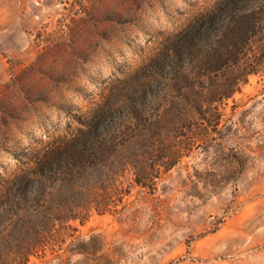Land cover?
Segmentation results:
<instances>
[{"label":"rangeland","instance_id":"374dc122","mask_svg":"<svg viewBox=\"0 0 264 264\" xmlns=\"http://www.w3.org/2000/svg\"><path fill=\"white\" fill-rule=\"evenodd\" d=\"M218 1L0 0V191L102 107L122 113L130 82L161 94L148 107L174 145L154 189L124 176L121 210L0 211V264H264V70L211 103L215 124L193 110L190 61L189 116L170 123L182 65L165 47Z\"/></svg>","mask_w":264,"mask_h":264},{"label":"trees","instance_id":"16d2710c","mask_svg":"<svg viewBox=\"0 0 264 264\" xmlns=\"http://www.w3.org/2000/svg\"><path fill=\"white\" fill-rule=\"evenodd\" d=\"M165 48L167 59L179 58L182 65L171 125L182 124L189 116L192 82L184 81L189 80L186 65L191 62L193 110L216 124L218 116H207L211 103L232 97L250 74L264 70V0H219ZM219 72L227 76L215 77ZM160 95L150 82H130L122 113L102 107L75 133L57 136L37 157L32 173L22 172L13 187L0 191V211L47 213L53 215L52 223L60 218L84 220L92 211L121 210L123 196L130 193L121 186L128 173L132 183L154 189L156 178L174 165L164 159L174 145L163 146L167 134L161 129V112L152 114L148 107L154 101L158 104ZM38 246L39 242H30L24 254Z\"/></svg>","mask_w":264,"mask_h":264}]
</instances>
